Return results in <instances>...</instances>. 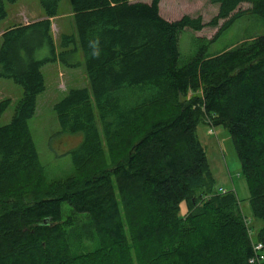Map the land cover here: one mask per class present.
Instances as JSON below:
<instances>
[{"label": "trees", "instance_id": "1", "mask_svg": "<svg viewBox=\"0 0 264 264\" xmlns=\"http://www.w3.org/2000/svg\"><path fill=\"white\" fill-rule=\"evenodd\" d=\"M15 1L0 0V20ZM60 1L37 0L42 18L0 34V79L21 89L0 125V264H250L256 242L264 254V34L213 55L201 45L177 64L181 30L217 26L208 43L244 14L264 22V0H210L205 23L166 20L159 0H67L71 31L56 44ZM54 62L82 67L87 85L52 105L59 132L79 135L74 175L47 184L28 120L45 89L41 67ZM9 104L0 100V115ZM198 123L226 129L249 216L215 186Z\"/></svg>", "mask_w": 264, "mask_h": 264}, {"label": "rangeland", "instance_id": "2", "mask_svg": "<svg viewBox=\"0 0 264 264\" xmlns=\"http://www.w3.org/2000/svg\"><path fill=\"white\" fill-rule=\"evenodd\" d=\"M148 3L150 0H135ZM6 16L0 20V34L2 31L15 24H26L39 19L42 12L37 0H16L12 4L4 2ZM242 9L249 7L247 3L240 5ZM159 15L166 20H175L182 15L190 17L199 16L202 22H207L215 13L216 5L210 0H159ZM221 20L218 21L219 25ZM216 27H204L200 31L183 29L178 33V65H183L201 46L205 45L206 54L213 55L230 48L237 43L264 34L263 20L247 13L237 18L228 28L221 31L212 41L206 42L216 31ZM71 31V13L67 0L58 4V14L51 17L50 33L57 44L59 35ZM41 72L45 89L36 100L33 116L28 120V126L33 143L36 148L39 163L42 166L43 179L47 184L64 181L74 175L69 151L77 145L78 135H64L59 132L52 105L59 100L69 88L87 85L82 67L66 68L58 62L43 65ZM21 95L19 86L8 79H0V100L8 98L10 104L0 115V125L6 124L13 112L15 102ZM210 128L204 123H198L196 134L205 152L209 170L214 179L215 186L232 189L238 200L239 206L246 216H249L247 204L248 190L244 178L239 172L232 142L225 128L212 126V134L207 132ZM184 204L180 208L183 209ZM68 206L62 205V214L65 215ZM80 222L85 220L79 219ZM78 220V221H79ZM78 222V223H80ZM250 228V237L255 238V231L259 222H253ZM84 242L75 245L74 251L79 252L87 246ZM86 245V246H85Z\"/></svg>", "mask_w": 264, "mask_h": 264}, {"label": "built area", "instance_id": "3", "mask_svg": "<svg viewBox=\"0 0 264 264\" xmlns=\"http://www.w3.org/2000/svg\"><path fill=\"white\" fill-rule=\"evenodd\" d=\"M208 133H211V129L207 130ZM224 189L218 188L219 193H224ZM248 220L245 219V224L247 225ZM250 232V231H249ZM262 244L259 242L252 243L253 256L248 259L250 264H264V254L262 253Z\"/></svg>", "mask_w": 264, "mask_h": 264}, {"label": "clouds", "instance_id": "4", "mask_svg": "<svg viewBox=\"0 0 264 264\" xmlns=\"http://www.w3.org/2000/svg\"><path fill=\"white\" fill-rule=\"evenodd\" d=\"M90 47L93 48L92 55L98 56L99 55V51H98V48H97V43L96 42H90Z\"/></svg>", "mask_w": 264, "mask_h": 264}, {"label": "crops", "instance_id": "5", "mask_svg": "<svg viewBox=\"0 0 264 264\" xmlns=\"http://www.w3.org/2000/svg\"><path fill=\"white\" fill-rule=\"evenodd\" d=\"M40 18H42V16H41ZM40 18H39V19H40ZM50 22H51V18H50ZM36 100H37V99H36Z\"/></svg>", "mask_w": 264, "mask_h": 264}]
</instances>
